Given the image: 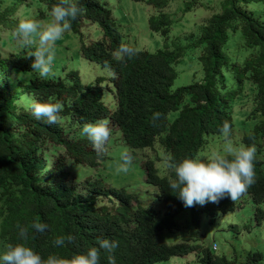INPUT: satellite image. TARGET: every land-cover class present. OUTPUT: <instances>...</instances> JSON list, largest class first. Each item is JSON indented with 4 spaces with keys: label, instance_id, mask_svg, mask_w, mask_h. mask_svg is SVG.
I'll return each instance as SVG.
<instances>
[{
    "label": "trees",
    "instance_id": "trees-1",
    "mask_svg": "<svg viewBox=\"0 0 264 264\" xmlns=\"http://www.w3.org/2000/svg\"><path fill=\"white\" fill-rule=\"evenodd\" d=\"M134 1L157 11L148 20L150 29L163 37L155 52L125 42L113 10L100 0H75L80 11L53 48L54 54L63 48L65 52L70 47L61 42L78 38L82 58L114 73L116 108L111 110L102 87L77 80L76 66L62 72L64 60L62 68L54 67L51 76L41 79L31 69L34 45L25 47L14 36L18 19L50 22L57 0H0V253L23 242L45 256H66L56 264H70L75 254L108 238L118 244L113 251L116 264H156L192 252L201 264H264L259 251L243 261L218 255L209 245L193 243L194 233L176 242L158 238L163 230L180 228L177 216L184 210L199 229L204 214L212 215L213 222L219 213L234 211L236 201L224 197L203 206H183L168 188L171 170L165 167L160 173L152 158L144 162L145 181L155 187L153 201L146 204L125 183L114 185L92 173L96 157L107 156L98 155L80 134L87 121L111 124L105 149L120 141L144 149L158 141L176 160L222 143L219 128L228 122L226 146H256L255 182L242 195L251 196L258 223L264 220V20L244 9L258 0H184L177 12L170 10L175 0ZM203 12L209 13L198 21ZM185 22L197 27L183 36L178 28ZM121 44L135 48L136 55L114 59L112 53ZM182 61L192 69V79L176 87V65ZM33 99L59 101L63 108L58 124L36 120L28 108ZM248 103L250 109L239 120L235 109ZM153 111L162 113L159 121L151 120ZM21 124L26 129L19 137ZM34 221L47 224L48 230L33 232ZM17 225L27 229L26 241L19 240ZM56 236L71 240L56 247ZM100 264H107L103 251Z\"/></svg>",
    "mask_w": 264,
    "mask_h": 264
},
{
    "label": "clouds",
    "instance_id": "clouds-1",
    "mask_svg": "<svg viewBox=\"0 0 264 264\" xmlns=\"http://www.w3.org/2000/svg\"><path fill=\"white\" fill-rule=\"evenodd\" d=\"M261 1L262 0H258L257 3H260ZM245 8L250 9L248 5H245L244 9ZM79 11L75 0H57L50 9V22L41 23L30 18H21L17 20L14 36L25 47L34 45L29 53V56L33 57L31 61V69L41 79H46L53 74L51 66L54 59L53 48L55 42L59 40L65 32L71 29V20L76 18ZM256 17L263 21L264 13L262 15L260 11H256ZM33 36H35V41L33 40ZM112 55L117 61H122L124 58H131L136 55V49L129 47L126 44H121ZM72 67L69 68L63 66L64 70L62 72L67 74ZM75 69L79 74L77 78L79 82L84 86L96 87L99 85L102 87L105 95V88L102 85L104 81L103 77H98L94 83L91 82L85 84L82 81L80 70L77 67ZM109 74L113 75L111 81L114 83L116 93V85L114 81L115 75L111 71ZM100 79L102 80L99 81ZM106 105L111 110H115L116 101L115 106L107 103ZM28 108L31 115L36 120L42 121L47 125H53L58 124V113L62 111L63 105L59 101L42 102L33 99L29 103ZM169 116L170 115L167 116L168 121ZM161 117L162 113L159 111H153L151 113V120L153 122L159 121ZM110 125L111 124L106 120L97 119L96 121H87V123L80 126V134L91 143L93 149L98 155H103L105 153L107 156L106 158L109 156V153L105 151V144L111 135L112 130L110 129ZM25 129V125L21 124L16 130L18 131L17 136L21 137L25 132ZM219 132L225 139H227L231 134L230 124L224 122L219 128ZM206 148L207 147H200L197 151V155L185 156L179 160L166 155L164 150L160 148L158 141H156L153 147L129 149L138 150L142 153L147 152L148 155L146 159L152 158L155 160V164V158H159L161 150L165 153V167L170 169L173 174L168 181V188L170 189V192L182 202L183 206L191 207L194 204L203 206L205 203H216L220 199L227 197L231 201H236V210L241 206L237 200L240 197H245V195L242 194H244L255 182L254 160L257 152L256 146L254 144H242L238 147L229 146L226 151H224L217 150V148L211 144L210 151L208 152L206 151ZM151 150L156 151V156L149 153ZM96 158L98 163L93 168L94 170H91L92 173L102 169V162L106 160V158H99L98 156ZM132 160L133 157L128 152L122 151L120 153V164L117 171L126 173ZM90 168H92L91 165ZM37 170L39 176L40 168L38 167ZM249 197L251 198V196ZM226 213L228 212H221L217 216L215 215V219ZM203 216H207L211 219L213 218V216L208 213ZM259 223H261V221ZM16 227L19 240L26 241L28 238L27 229L21 225H17ZM30 227L35 233H44L48 230V225L42 222L34 221ZM66 239L70 241L71 236H56L52 240V244L56 247L63 246ZM97 244L98 247H89L84 252L75 254L71 258L70 264H100L101 251L106 254L107 264H116L113 251L118 247L117 241L103 238L98 239ZM209 246L212 249H215L216 247L215 244H213V247L211 245ZM65 258L66 256H45L38 250L35 252L31 247L21 242L9 244L7 248L3 250V253H0V264H56V260H62Z\"/></svg>",
    "mask_w": 264,
    "mask_h": 264
},
{
    "label": "rangeland",
    "instance_id": "rangeland-1",
    "mask_svg": "<svg viewBox=\"0 0 264 264\" xmlns=\"http://www.w3.org/2000/svg\"><path fill=\"white\" fill-rule=\"evenodd\" d=\"M106 3L108 7L113 10L114 19L118 30L122 33V38L125 42L135 46L140 50H147L155 52L162 47L163 37L160 33L154 32L149 27V17L156 13V9L144 2H137L134 0H100ZM221 0H212L213 4H218ZM184 0H175L174 6L170 8L171 11H178L179 7L184 4ZM253 11H260L264 13V0L260 3H251L248 5ZM198 18V21L204 16ZM209 12H206L208 14ZM182 14V11H180ZM184 23V21L182 20ZM183 29L179 26L180 35L186 36L194 28L196 24L186 23ZM7 34L3 33V35ZM91 33L88 31V35ZM17 40V39H16ZM61 43L68 45L70 48L65 52L64 48L57 54H54L52 62V69L54 67L62 68L63 66L72 67L76 66L80 72L82 81L85 84L95 82L98 77H103L104 81L102 85L105 88L104 100L107 104H113L115 106L116 98L114 96L115 86L111 81L109 71L106 68H102L96 63H91L88 60L81 57L80 54V40L78 38H67ZM186 61L176 65V69L179 73V77L176 79L175 86L185 84L192 79V69L189 68ZM249 102L246 100L245 103ZM251 104H245L235 109V113L238 114L239 120L244 118V112L249 110ZM236 139V138H235ZM226 140L222 137V143L216 144L217 150H224L228 148L226 146ZM109 153L108 158L102 163V169H99L98 173L102 174V177L106 182H111L114 185L125 183L129 186V190L136 192L138 198L144 204L153 201V191L155 187L148 184L145 181V170L143 163L147 158L148 153H142L138 150H130L128 146L120 141L113 146H109L105 149ZM122 151L128 152L132 157V163L128 166V171L118 172L117 168L120 164V153ZM153 156H156V151L151 150L149 152ZM165 153L161 150L159 158L156 159V166L160 169V173L165 172ZM52 166V165H51ZM50 166V169H51ZM119 182V183H116ZM237 202L241 205L236 210L228 212L226 214L218 216L215 221H211V218L203 216L200 228L191 222V218L188 210L181 212L177 218L180 223V228L174 231L163 230L158 235L160 240L168 242H176L183 237L191 236L193 233V243L201 242L206 245H216L213 251L218 255H226L230 259H237L243 261L250 251H259L264 253V220L261 223H257L255 217V204L252 199L245 195L240 197ZM264 208V202L261 204ZM196 233H199L197 235ZM156 264H201L200 257L197 252H192L187 255L172 256L170 259L158 262Z\"/></svg>",
    "mask_w": 264,
    "mask_h": 264
}]
</instances>
